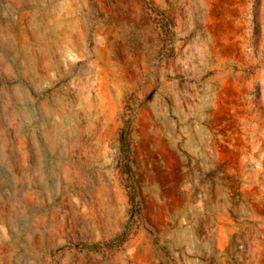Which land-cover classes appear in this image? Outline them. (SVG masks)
I'll return each instance as SVG.
<instances>
[{"label": "rangeland", "instance_id": "1", "mask_svg": "<svg viewBox=\"0 0 264 264\" xmlns=\"http://www.w3.org/2000/svg\"><path fill=\"white\" fill-rule=\"evenodd\" d=\"M0 264H264V0H0Z\"/></svg>", "mask_w": 264, "mask_h": 264}]
</instances>
